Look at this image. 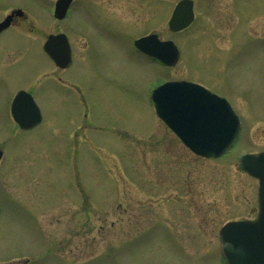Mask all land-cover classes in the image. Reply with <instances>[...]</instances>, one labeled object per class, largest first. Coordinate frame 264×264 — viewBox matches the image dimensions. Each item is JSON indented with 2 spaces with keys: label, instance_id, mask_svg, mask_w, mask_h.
Here are the masks:
<instances>
[{
  "label": "rangeland",
  "instance_id": "374dc122",
  "mask_svg": "<svg viewBox=\"0 0 264 264\" xmlns=\"http://www.w3.org/2000/svg\"><path fill=\"white\" fill-rule=\"evenodd\" d=\"M54 1L0 0V18L28 12L0 36V263L225 264L220 227L257 214L237 159L264 151V0H193L179 33L167 27L178 0H79L63 23ZM61 30L76 49L64 73L42 51ZM153 32L178 46L175 66L131 49ZM166 80L230 101L241 128L223 155H194L158 119L150 93ZM18 90L42 115L30 131L10 116Z\"/></svg>",
  "mask_w": 264,
  "mask_h": 264
},
{
  "label": "water",
  "instance_id": "95a60500",
  "mask_svg": "<svg viewBox=\"0 0 264 264\" xmlns=\"http://www.w3.org/2000/svg\"><path fill=\"white\" fill-rule=\"evenodd\" d=\"M62 1L56 4L57 18H61ZM65 1L68 5L70 0ZM192 6L190 0L176 5L168 22L171 31H180L191 23ZM57 41L59 36H50L43 48L56 65L64 67L67 63L61 59V41L58 50L52 49ZM135 45L167 65H173L179 56L172 41L160 42L155 35L138 39ZM151 99L157 116L198 156L218 157L238 132L239 120L229 104L197 84L167 82L152 92ZM10 110L22 129H30L40 122L39 109L24 91L14 97ZM238 162L241 170L258 179L259 213L254 221L231 222L221 229V252L227 264H264V152L244 155Z\"/></svg>",
  "mask_w": 264,
  "mask_h": 264
},
{
  "label": "flooded vegetation",
  "instance_id": "af4514ba",
  "mask_svg": "<svg viewBox=\"0 0 264 264\" xmlns=\"http://www.w3.org/2000/svg\"><path fill=\"white\" fill-rule=\"evenodd\" d=\"M56 1V0H55ZM55 1L53 2V6L55 4ZM79 3V0H71V2L69 3V5L67 6V8L61 6V21H58V22H61L63 23L64 21H66L67 19H69V16L71 15V12H72V7L74 4H78ZM50 8V7H49ZM1 10V8H0ZM47 10V9H46ZM18 11V12H17ZM50 9L48 10V13H49ZM87 12H89L88 10H86ZM28 15V12L24 9V8H20V7H14L12 8V10L5 14L3 17L0 18V23L3 22L7 17H11L10 18V22H9V25L5 28H3L2 30H0V36L1 35H5V34H8V33H11L12 30L14 29L15 26L18 25V23L21 21H25L26 20V16ZM80 19V17L78 18ZM76 26L79 28V32H81V27H79V25L77 24L76 22ZM102 29H106L105 28H102ZM93 31V29H91ZM14 32V31H13ZM94 32V31H93ZM103 32V30H102ZM101 32L100 36V39L103 38V33ZM15 34H18L16 32H14ZM57 34V33H56ZM90 33H87V40H85L84 44H85V47H86V50L83 49L82 51L84 53H86V58L88 59L89 57V54H87V52L89 51L90 48H92V44L90 42ZM149 34H156L159 38L160 36L157 34V33H149ZM20 35V34H19ZM148 35V34H146ZM146 35H142V36H146ZM22 36V35H21ZM92 36V35H91ZM142 36H139V37H142ZM137 37V38H139ZM23 38V37H22ZM137 38H133L131 39L129 42V45L131 47V49H133L138 56H140L142 59H145V60H149L151 62H156L154 58L152 57H149L147 55H145L144 53L138 51L134 45H133V42L135 39ZM94 39H97V38H94ZM161 39V38H160ZM102 40V39H101ZM23 41L20 42L21 44V47H23ZM19 46V45H18ZM91 50V49H90ZM65 57H70V65L67 67V68H61V71L64 73L66 70L68 69H71L74 65H75V62H76V49L75 47L73 46L72 42L70 41V38H69V35L66 34V32H64L63 30H61V58H65ZM66 59V58H65ZM89 60V59H88ZM65 61V60H64ZM79 64H81V62H78ZM77 63V65H78ZM158 64H160L159 62H156ZM161 65V64H160ZM219 96H223V95H219ZM82 102V100H80ZM26 262V261H24ZM24 262H21V263H24Z\"/></svg>",
  "mask_w": 264,
  "mask_h": 264
}]
</instances>
